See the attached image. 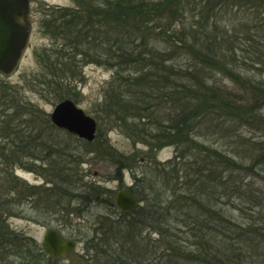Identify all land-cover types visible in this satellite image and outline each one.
<instances>
[{
    "label": "trees",
    "instance_id": "1",
    "mask_svg": "<svg viewBox=\"0 0 264 264\" xmlns=\"http://www.w3.org/2000/svg\"><path fill=\"white\" fill-rule=\"evenodd\" d=\"M73 2L72 9L51 8L54 14L48 22H56L66 31L68 57L80 56L74 50L79 48L77 44L81 48L87 45L92 52L83 48L87 52L83 57L99 62V56L113 71L105 94L104 108L109 116L129 127L128 121L137 120L138 124L131 123L135 124L131 130L143 126L142 139L154 150L175 146L174 159L159 172L169 170L178 182L181 179V185L169 187L167 195L154 192L152 197V186L127 189L142 205L130 213L120 212L115 228L135 242L143 230L153 231L157 237L153 251L158 253L155 264H264V226L260 229L251 221L240 223L233 216L241 211L234 203L242 197L239 183L247 182V173L252 179L259 167L264 169V145L257 142L258 150L250 148L251 154H257L251 155L248 166H242L233 156L206 147L195 138L196 131H209L212 121L214 127L222 125L226 133H234L241 125L258 128L260 122L264 124L258 113L264 107V83L246 80L251 93L245 97L242 90L230 93L226 87H212L209 82L243 67L264 77V0ZM232 12L247 15L244 24L236 25L238 32L229 21ZM238 52L246 57H239ZM163 105L167 107L165 120L159 116ZM29 108L17 115V106H11L0 92V155L8 151L26 160L72 158L58 143H50L55 141L50 134L58 130L44 122V129L34 125L38 113L29 112ZM145 124L152 128L145 129ZM9 160L13 165L15 160ZM242 170L246 173L243 176ZM175 233L193 239L195 250L187 251L185 241L177 240ZM7 243L0 240V250L4 251ZM162 243L167 247L163 249ZM119 246H112L114 251L110 252L108 245L97 242L92 253L114 257ZM105 259L104 264H126L116 258ZM25 261L38 264L34 259Z\"/></svg>",
    "mask_w": 264,
    "mask_h": 264
},
{
    "label": "rangeland",
    "instance_id": "2",
    "mask_svg": "<svg viewBox=\"0 0 264 264\" xmlns=\"http://www.w3.org/2000/svg\"><path fill=\"white\" fill-rule=\"evenodd\" d=\"M74 4L73 0H29L27 18L31 31L27 46L15 69L8 75L0 74V92L5 94V101L10 102L11 106H17V115L25 108H34L35 112L30 111V108L27 110L38 113L34 125L41 126L43 122L52 125L48 121L51 109L61 101L70 100L94 119L96 135L94 141L86 142L63 130L52 132L50 135L55 141L50 143H58L59 148L72 157L61 160L67 163L61 162L57 156L52 159L26 160L8 151H1L6 154L0 155V240L8 242L7 247L3 248L12 253L0 250V264H20L25 259H34L38 264H53L42 248L43 234L48 229L57 230L63 238L73 240L76 244L73 256L64 255L54 264H75L74 257L82 259V264H104L106 257L116 258L117 262L120 260L126 264H155L158 253L153 251L157 240L153 231L143 230L136 239L137 243L119 233L114 221L119 218L120 212L113 203L115 194L127 188L137 186V189H146L152 186L153 191L149 192L152 197L158 192L167 195L169 187L176 183L175 187L180 186L181 179L179 183L169 170L165 174L159 172L162 165L174 159L175 146L154 150L142 139L143 126L131 130L139 123L137 120L136 123L128 121L129 127L113 121L109 116L108 110L104 108L105 94L110 89L107 86L112 80L113 71L105 66L103 58L100 61L99 56V62L86 60L83 55L87 56L84 50L89 49L87 45L81 48L77 44L79 48L74 50L80 56L75 59L68 57L70 49L64 37L66 31L61 30L56 22H48L54 14L51 8L72 9ZM228 18L224 16L226 21ZM230 18L229 21L235 24L232 28L238 32L236 25L240 27L244 24L247 15L232 12ZM237 43H240V38ZM97 51L101 52V48ZM88 52H92V47ZM238 54L239 57H246L245 53ZM249 69L230 70L209 82L212 87H226L230 93L238 94L242 90L244 96L248 97L251 90L246 80L257 85L264 83V77ZM166 109V105H163V112L159 114L162 120H165ZM258 113L264 117V107H260ZM132 122L135 124L131 125ZM214 126L212 121L209 131H196V141L233 156L239 165L248 166L252 162L251 155L257 154V151L251 154V149L258 150V143L264 145V124L261 122V127L241 125L234 133L229 130V134L222 125ZM45 127L42 126V129ZM144 127L152 128L150 124ZM35 144L40 143L35 141ZM16 145L20 147V143ZM14 151L12 149V153L17 154ZM11 158L15 160L13 165L9 160ZM245 174L242 170L241 176ZM246 175L247 182L239 183L242 194L240 202H234L241 211H235L233 216L240 223L251 221L262 229L264 169L259 167L252 179L248 173ZM174 236L177 240L185 241L187 251L195 250L193 239H186L177 233ZM97 242L108 245L110 252L114 251L112 246L119 243L115 258L108 253H92V246ZM147 244L152 247L147 249ZM160 246L164 249L167 244L162 243ZM183 262L188 263L179 261V264Z\"/></svg>",
    "mask_w": 264,
    "mask_h": 264
},
{
    "label": "water",
    "instance_id": "3",
    "mask_svg": "<svg viewBox=\"0 0 264 264\" xmlns=\"http://www.w3.org/2000/svg\"><path fill=\"white\" fill-rule=\"evenodd\" d=\"M28 0H0V74L8 75L17 66L24 51L30 32L28 22ZM51 123L87 142L95 138L96 123L82 109L64 100L56 104L50 114ZM115 206L121 212L129 213L136 209L137 200L125 190L115 194ZM75 244L65 240L54 229H49L43 236L44 251L53 258L72 253Z\"/></svg>",
    "mask_w": 264,
    "mask_h": 264
},
{
    "label": "flooded vegetation",
    "instance_id": "4",
    "mask_svg": "<svg viewBox=\"0 0 264 264\" xmlns=\"http://www.w3.org/2000/svg\"><path fill=\"white\" fill-rule=\"evenodd\" d=\"M43 236H44V234H43ZM42 241H43V239H42ZM7 247V246H6ZM11 249V248H10ZM4 251H6V252H8V253H12L10 250H7V248H4ZM44 251V250H43ZM45 252V251H44ZM46 254V256H48V258H49V260L54 264L55 262H58L59 261V259L62 257V256H64V255H62L61 257H59L58 259H54L53 257H51V256H49L47 253H45ZM72 254H74V253H71V254H65V255H70V256H73ZM74 259V261L76 262L75 264H82L83 263V260L82 259H78V258H76V257H74L73 258Z\"/></svg>",
    "mask_w": 264,
    "mask_h": 264
}]
</instances>
